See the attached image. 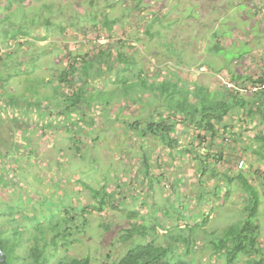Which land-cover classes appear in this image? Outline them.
<instances>
[{
    "label": "rangeland",
    "instance_id": "rangeland-1",
    "mask_svg": "<svg viewBox=\"0 0 264 264\" xmlns=\"http://www.w3.org/2000/svg\"><path fill=\"white\" fill-rule=\"evenodd\" d=\"M6 2L8 0H0V58H5L6 52H12L11 46L17 47L13 42H10L9 46V42L2 41L4 33L11 29V36L19 38L33 32L40 39L36 41V48L33 46L34 35L33 38L31 36L30 47L20 51L19 57L18 53H15L19 52V49L14 50L15 54L8 57L16 62H24L26 72H20L21 63L10 64L9 69L8 66L0 65V233L9 241L7 246H12L18 240L25 243L17 248V252L25 256L34 242L41 238V227L55 224L58 227L56 231L63 235L66 221L62 217L67 209L72 207V214L77 216L81 215L84 204L93 203L92 192L87 186L98 190L104 183L113 182L117 186L120 183L119 178L126 183L133 180L135 193L131 191L125 193V196L130 198L136 195V205L128 199V210L107 208L103 213L93 211L89 216V226L78 235H75V230L77 222H82V217L75 221L76 224L69 223L70 227L73 226V244L69 250L61 249L50 263L57 264L67 250L72 256L91 257L99 264H112L125 255L129 247L128 244L120 242L123 231L130 228L131 221L127 216L129 210L135 209L153 222L165 220L175 224V219H172L175 217H169L164 206L170 205L167 197H172L173 190L169 187L179 172L170 165L168 156L164 155L166 148L159 147L158 165L161 168H155L154 173H164L167 176V183H163L166 187L160 188L155 183L154 193H149L150 206L143 207L142 203L147 194L143 188L144 183H141L144 179L140 172L142 152L137 140L127 137L118 124L111 122L114 114L110 115L111 120L106 121L99 115L95 117V125L79 126L78 115L72 110L69 113L65 111L69 103L61 101L64 90L55 83V66L50 69L52 64L63 63L59 58L57 46L74 50V45L79 46L91 40L105 45L111 41V37L106 31L100 36L95 32L85 34L76 29H70L66 36L58 32L48 35L44 27L32 26L34 20L38 24L45 15L58 21L57 10L61 7L72 12L79 11V16L83 19L84 14L91 11L88 0H33L26 1L24 5L17 3L11 10L5 7ZM53 2L54 16H50L46 9L43 10V5ZM138 2L139 0H97L96 9L112 19H127L116 26L117 32L113 39L126 41L134 47L136 50H127L129 53H136L137 60L144 64L147 72L153 74L161 71L165 74L169 68L185 74V65L177 68L183 61L187 66L196 64L191 69L194 71H200V61L207 62L213 64L215 70L203 65L205 70L192 78H197L196 80L211 88L224 84L225 77L230 75L226 67L240 75L264 74V20L254 18L253 3L249 7L246 0H242L241 5L240 0H143L144 9L140 16H137ZM242 12L247 15H242ZM247 16L252 18L249 24L242 21L247 20ZM156 17L158 21H155ZM62 20L63 17L60 22ZM216 29L220 32V41L224 47L218 55L209 52ZM45 36L49 38L44 39ZM1 43L4 46L1 47ZM29 53L32 58H38L36 65H39V69L34 65L35 62ZM237 53L246 54L234 59ZM220 69L221 73L218 71ZM129 111V114L136 113L132 107ZM79 127L83 129L79 130ZM97 135L101 138L98 139ZM74 137L84 142L83 145H78L81 154L76 152L75 141L72 139ZM182 140V144H185L186 139ZM240 146L246 148L247 144L240 143L238 147ZM129 148L131 153H124L126 149L129 151ZM226 153L232 155L234 152L229 148ZM235 154L245 159V170L248 171L250 165L254 164L253 169L258 172L256 176L249 177V180L262 194L259 221L262 229L260 247L264 250V182L258 177L264 175V165L256 163L255 160L259 157H252L249 152ZM152 158L156 159L157 155ZM234 161L231 168L235 170L237 158ZM174 165L181 167L185 177L189 178L177 191L182 195V202L192 203V210L201 212L195 202L200 189L196 166L187 157L174 161ZM226 167L228 168L223 165L220 170L224 171ZM126 168H131L130 173L125 172ZM260 169L261 171H258ZM204 185L209 188L211 183L206 181ZM243 195L240 188L233 186L230 200L215 203V199L210 198L212 205H207L205 210L210 211L209 206L214 209L204 227L206 232L202 231L201 234L204 242L210 241L209 231L225 228L242 218L245 206ZM157 203L162 207L152 205ZM168 208L170 213L175 212L174 209ZM206 211L203 213L207 215ZM166 232L165 229L159 228L160 242H165ZM48 237L50 239L52 236ZM43 238L46 239L44 236ZM51 253L47 251L48 255ZM182 255L191 264L225 263L216 258L213 251L203 249L202 244L189 256L184 253ZM237 264L250 263L247 257H243Z\"/></svg>",
    "mask_w": 264,
    "mask_h": 264
},
{
    "label": "trees",
    "instance_id": "trees-1",
    "mask_svg": "<svg viewBox=\"0 0 264 264\" xmlns=\"http://www.w3.org/2000/svg\"><path fill=\"white\" fill-rule=\"evenodd\" d=\"M26 1L33 0H8L5 7L11 10L15 4L24 5ZM142 1L139 0L137 3L139 12L137 16H140L144 9ZM88 2L91 11L84 14L83 19L80 18L79 11L72 12L61 7L57 10L58 21L45 15L46 18L44 17L38 24L34 20L35 25L32 26V28L44 27L48 35L58 32L66 36L70 29H76L85 34L95 32L100 36L106 31L111 37V41L105 45L91 40L79 46L74 45V50L57 46L59 58L63 63L52 64L50 69L52 70L55 66V83L64 90L61 101L69 103L65 111L69 113L72 110L78 115L79 126L80 124L95 125V117L99 115L106 121L111 120L110 115L114 114V121L111 122L118 124L127 137H134L137 140L142 152L140 172L144 179L141 183H144L143 188L147 194V198L142 203L143 207L150 206L149 193H154L155 183L160 188L166 187L163 183H167V176L164 173L160 175L154 173L155 168H161L158 165L160 158H158L157 149L159 147L166 148L164 155L168 156L170 165L179 172L169 187L173 190L172 197L171 195L170 198L167 197L170 202L168 207L175 212L170 213V209L164 206L167 215L175 217H171L175 219V224L167 223L165 220L160 222L161 216L159 220L157 219L159 223L153 222L134 208L129 210L127 216L131 221L130 228L123 231L120 240L129 247L126 254L112 264H191L182 253L189 256L192 251L198 249L200 244L203 245V249L208 248L213 251L214 256L223 260L224 264H237L243 257H247L250 264H264V250L260 247L262 229L259 221L262 194L249 180V177L256 176L258 172L254 171V164L250 165L248 171L245 170V159L235 154L249 152L252 157H259L255 160L256 163L260 162L264 165V74L262 76L240 75L230 67H224L231 76L229 75L230 78L226 76L224 84L219 85L218 88H211L196 80L197 78L193 79L192 77L200 72L191 70L196 64L187 66L184 61L177 65V68L185 65L187 70L185 74L169 70V68L165 74L161 71L151 74L145 70L144 64L137 60L136 53H129L127 50V48L136 50L134 47L126 41L113 39L117 32L116 26L127 19H112L106 13L96 9L97 0H88ZM250 2L253 3L254 18L263 21L264 16L262 17L261 14L264 0ZM54 8V2L43 5V10L46 9L50 16H54ZM61 17L64 20L60 22ZM158 20L156 17L155 21ZM237 27L240 29L239 26ZM150 29L151 25L148 26L149 33ZM12 32V29L5 32L2 41L9 42V46L10 42H13L17 47L11 46L12 52H6V57L0 58L1 66H8L9 69L10 64L21 63L20 72H26L27 70L23 67L24 62H16L8 57L15 53H18L19 57L20 51L23 52L32 44L30 38L31 36L33 38V35V46L38 48L36 41L40 37L32 32L31 35L26 33L18 38L15 35L11 36ZM219 33L216 29L211 39L213 44L209 47V52L217 55L224 49ZM48 38L49 36L44 37V39ZM1 44V47L4 46L3 43ZM16 49H19V52L13 53ZM238 54L234 59L246 53ZM29 56L32 58V54L29 53ZM37 59L34 56L32 58L34 65L39 69V65H36ZM203 65H207L210 70H215L214 65L207 62L200 61L198 67L204 68ZM221 69L218 70L219 73ZM227 82L233 83L236 88L228 89ZM48 99L51 98L48 97ZM131 107L136 113H128ZM80 128L79 130L83 129ZM247 133L249 135H246ZM97 137L101 138L100 135ZM72 139L75 141L76 152L81 154V148L78 145H83L84 142L81 139L76 140V137ZM182 139H186L185 144H182ZM240 143H246L247 147H238ZM229 148L234 152L232 155L226 153ZM124 153H131V149L129 148V151L126 149ZM153 155H157V158L153 159ZM181 157H187L196 166L200 189L195 202L201 210L199 213L192 210V203H183L182 195L177 192L189 179L185 177L181 167L174 165V161ZM236 158L238 164L234 170L231 167ZM241 161L244 162L245 167L239 168ZM223 165L228 168L221 171L220 168ZM130 171L131 168L125 169L127 173ZM204 177L206 179H203ZM258 177L264 182V175ZM119 179L120 183L117 186L113 182L104 183L98 190L87 186L92 192L93 203L84 204L81 215L77 216L72 214V207L67 209L62 217L66 221L63 229L65 236L56 231L58 227L55 224L44 225L41 227V238L34 242L35 244L27 250L25 256L17 252V248L25 243L18 240L12 246H7L9 241L3 237V233H0V261L1 253L6 255V259L0 264H50L61 249L69 250L73 244L74 236L71 228L73 226L70 227L69 223L76 224L75 221L82 217L80 220L82 222L79 224L77 222L75 230V235H78L89 226V216L93 211L103 213L107 208L128 210L130 204L128 199L136 205L138 201L136 195L129 196L130 198L125 196V193H131V191L135 193L133 190L135 182L132 180L126 183L122 181L123 179ZM206 181L211 183L209 188L204 185ZM233 186L240 188L245 196L242 218L225 228L209 231L210 241L204 242L201 234L202 231L206 232L204 227L209 222L214 209L209 206L211 212L205 210L210 204V198L215 199V203L230 200L233 195ZM152 205L157 208L162 207L159 203ZM203 211L208 214L206 215ZM159 228L167 231L164 243L159 241ZM19 232L20 230L17 233ZM49 235L52 236L50 239ZM67 250L57 264H99L91 257L69 255ZM47 251H51V255H48Z\"/></svg>",
    "mask_w": 264,
    "mask_h": 264
},
{
    "label": "built area",
    "instance_id": "built-area-1",
    "mask_svg": "<svg viewBox=\"0 0 264 264\" xmlns=\"http://www.w3.org/2000/svg\"><path fill=\"white\" fill-rule=\"evenodd\" d=\"M261 15H262V17L264 16V6L262 7V14ZM204 70H205V68H200V71L203 72ZM227 87H228V89L236 88L235 85L233 83H231V82H227ZM243 166H244V162L241 161L240 164H239V168H242Z\"/></svg>",
    "mask_w": 264,
    "mask_h": 264
},
{
    "label": "crops",
    "instance_id": "crops-1",
    "mask_svg": "<svg viewBox=\"0 0 264 264\" xmlns=\"http://www.w3.org/2000/svg\"><path fill=\"white\" fill-rule=\"evenodd\" d=\"M250 1H251V0H248V1H247V5H248L249 7L251 6V2H250ZM241 4H243V3H242V0H240V4H239V5H241ZM242 15H245V16H246L247 14H245L244 12H242ZM231 19H232V18H231ZM242 21H243L244 23L249 24V23L252 21V18H251V17L249 18V17L247 16V20H242Z\"/></svg>",
    "mask_w": 264,
    "mask_h": 264
},
{
    "label": "water",
    "instance_id": "water-1",
    "mask_svg": "<svg viewBox=\"0 0 264 264\" xmlns=\"http://www.w3.org/2000/svg\"><path fill=\"white\" fill-rule=\"evenodd\" d=\"M1 254H2V259H1L0 263L3 262L6 259L5 253L2 252Z\"/></svg>",
    "mask_w": 264,
    "mask_h": 264
},
{
    "label": "flooded vegetation",
    "instance_id": "flooded-vegetation-1",
    "mask_svg": "<svg viewBox=\"0 0 264 264\" xmlns=\"http://www.w3.org/2000/svg\"><path fill=\"white\" fill-rule=\"evenodd\" d=\"M1 65V64H0ZM1 67V66H0Z\"/></svg>",
    "mask_w": 264,
    "mask_h": 264
}]
</instances>
